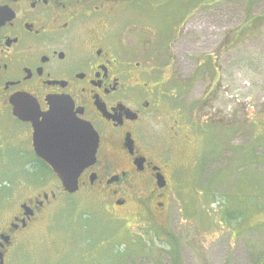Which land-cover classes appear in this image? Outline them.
Instances as JSON below:
<instances>
[{
    "label": "flooded vegetation",
    "instance_id": "1",
    "mask_svg": "<svg viewBox=\"0 0 264 264\" xmlns=\"http://www.w3.org/2000/svg\"><path fill=\"white\" fill-rule=\"evenodd\" d=\"M151 1L0 0V152L6 155L0 164L2 181L20 189L28 183L52 185L54 176L55 186L61 189V193L44 191L40 197L18 201L16 212L0 229V264H20L10 255L19 241L14 243V236L27 230L46 203L62 195L72 197L37 155L33 123L14 114L18 102L25 109L20 111L24 117L40 121L59 106L67 110L71 123L92 127L96 159L81 173L78 191L102 185L114 206L123 207L126 200L119 195V186L134 188L140 182L144 194L138 201L147 196L154 212L166 209L172 194L177 199L174 177H168L170 162L182 156L183 146L190 141L177 131L179 125L168 127V136L159 135L155 122L166 112L171 97L166 87L171 61L163 59L180 41L176 34L170 37L171 31L188 19V10L191 15L192 9H198L199 0H181L184 20L171 25L168 37L156 39L151 23H146L159 11L150 8ZM136 29L144 30V38L134 37ZM58 124L61 136L73 130L62 121ZM74 131L76 142L86 141L80 130ZM11 149H16L14 154ZM22 174L29 178L24 184ZM160 176L165 186H159ZM148 184L152 187L146 188Z\"/></svg>",
    "mask_w": 264,
    "mask_h": 264
},
{
    "label": "rangeland",
    "instance_id": "2",
    "mask_svg": "<svg viewBox=\"0 0 264 264\" xmlns=\"http://www.w3.org/2000/svg\"><path fill=\"white\" fill-rule=\"evenodd\" d=\"M180 1H151L150 8L160 11L153 12L146 22L151 23L153 38L168 37L171 25L183 19ZM192 10L191 15V11H187L188 19L170 34L172 38L176 34L180 40L178 47L174 42L171 51L166 53L169 58L163 59V62L171 61V67L166 69V87L171 97L167 99L166 112L159 114L160 118L155 122L159 135L168 136L171 131L168 127L179 125L177 131L190 141L188 146H183L182 156L175 161L171 158L170 162L168 177H174L177 199L172 194L167 208H155V213L152 203H146L147 196L138 201L144 194V185L140 182L134 188L124 187V184L119 186V195L126 200L123 207L114 206L107 189L98 184L84 186L69 198L62 195L46 203L27 230L14 236V243L19 241L10 249V255L20 264H63L64 252L77 247L69 232H76L78 223L69 220L80 214L91 217V234L96 228L104 229L102 227L107 224L115 234L128 233L126 242L129 246L139 248L138 237L156 245L153 254L138 253L127 264H171L167 252L169 238L166 233H155V229H151L153 224L165 226L178 239L181 264H264V226L261 230H247L244 224V228L240 227L242 230L236 233L231 229L234 222L230 226L223 217L219 222L215 219L216 222H211L199 212L202 205L209 207L215 191L208 186L211 174L207 178L204 176L203 165L205 172L218 173L225 166V159L229 160L233 155V145L247 143L253 132L257 134L254 118L264 120V24L247 29L238 41L231 40L230 33L250 14L263 12L264 0H221L218 3L199 0L198 9ZM139 20L144 22V18ZM144 36L143 29H136V39ZM209 54L214 58L210 70L206 63ZM232 125L238 130L235 134L231 131ZM2 141L1 144L5 143ZM13 142L22 146L18 141L10 144ZM24 144L27 146L25 141ZM14 150L11 149L12 154ZM5 159L6 155L0 152V164ZM22 177L23 184L29 181L24 174ZM4 178L0 170V183ZM57 179L50 178L52 185L46 182L28 183L20 189L8 187L5 201L1 200L0 194V229L13 215L18 201L40 197L44 191L61 193L60 186H55ZM235 179L234 174L228 175L222 187L230 192ZM147 187L152 186L148 184ZM198 212L203 214V220ZM263 215L258 214L256 220H262Z\"/></svg>",
    "mask_w": 264,
    "mask_h": 264
},
{
    "label": "trees",
    "instance_id": "3",
    "mask_svg": "<svg viewBox=\"0 0 264 264\" xmlns=\"http://www.w3.org/2000/svg\"><path fill=\"white\" fill-rule=\"evenodd\" d=\"M209 3H218L221 0H206ZM264 24V11L257 14H250L245 22L235 28L231 33V40L238 41L243 33L252 27H258ZM230 38V34L228 36ZM208 69L210 70L213 64V55L207 56ZM255 132H253L252 139L247 143L233 145L231 149L230 159H225V166L218 173L209 171L205 172V164L203 165L204 176L208 180L210 189L214 188L212 192V202L209 207L201 206L199 212L206 215L209 221L216 220L217 222L223 217L226 218L227 223L234 227L236 233L240 232L247 225V230L258 228L261 230L264 226V218L256 220L258 214H264V120L256 117L253 120ZM263 126L261 129L259 127ZM233 134L238 130L232 125ZM50 173V170H49ZM235 176V185L232 190H225L222 184L227 182L228 175ZM33 175L32 173L29 176ZM5 176V175H4ZM203 177V176H202ZM0 183L1 200L5 201V191L9 186V182ZM203 196H207L206 194ZM211 196V195H210ZM216 204L213 208L212 205ZM221 211L222 213H219ZM197 212V211H196ZM202 220L203 214H199ZM215 212V213H213ZM72 214V213H70ZM81 215V216H80ZM79 217L69 220L78 223L76 232H69L73 236L77 247L65 251L62 258L63 264H127L138 253L149 254L156 250V245L144 240L143 237H138L139 248L136 246H129L126 242L128 234L118 235L114 230L104 224L102 228H96L94 234H91V217L88 215L80 214ZM264 216V215H263ZM66 217H71L67 215ZM214 220V222H216ZM255 224H252V222ZM154 224L151 229H155V233L163 231L168 236L169 249L167 250L170 255L171 264H181L180 258V243L176 237L166 231L165 227H156ZM242 227V229L240 228ZM239 235V234H238ZM124 241V242H123ZM133 241V239H132ZM133 243V242H132ZM138 248V249H137Z\"/></svg>",
    "mask_w": 264,
    "mask_h": 264
},
{
    "label": "water",
    "instance_id": "4",
    "mask_svg": "<svg viewBox=\"0 0 264 264\" xmlns=\"http://www.w3.org/2000/svg\"><path fill=\"white\" fill-rule=\"evenodd\" d=\"M17 105L18 107L14 109V114L22 120L33 123V142L37 155L59 177L65 192L70 194L76 193L79 189V177L81 173L87 166L93 164L96 159L97 138L91 137L94 131L92 127L77 123L74 120L71 123L67 110L59 106H55L49 113L44 114L43 120L39 121L38 117H24L20 111H25V109H23L20 102ZM59 121L64 122L73 129L71 132H68V136H61ZM74 130H80L81 132L79 131V133L84 134L86 141L79 139L76 142L78 136H76ZM87 134L88 137L86 136ZM158 184L161 187L165 186L166 181L163 176L159 177ZM45 197L47 198V195ZM23 208L29 212V209L25 205H23ZM2 238L5 239L3 236Z\"/></svg>",
    "mask_w": 264,
    "mask_h": 264
}]
</instances>
